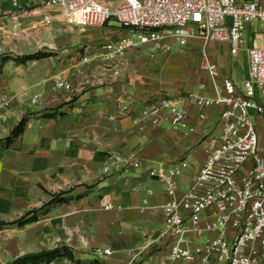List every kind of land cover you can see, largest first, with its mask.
Wrapping results in <instances>:
<instances>
[{
  "label": "crops",
  "instance_id": "obj_1",
  "mask_svg": "<svg viewBox=\"0 0 264 264\" xmlns=\"http://www.w3.org/2000/svg\"><path fill=\"white\" fill-rule=\"evenodd\" d=\"M115 23L72 26L57 7L1 0L0 94L11 103L0 124V264L56 248L59 256L39 264H158L169 250L165 184L150 170L178 165L179 192L189 187L221 127L220 108H202L193 96L218 94L222 78H232L233 56L228 42L196 38L154 56L128 49L104 61L102 45L129 32ZM252 23L247 49L264 43ZM209 62L219 78L207 71ZM56 75L72 88L54 89ZM163 95L186 111L187 128L174 130L166 109L156 123L142 116ZM23 118L24 130L7 144ZM106 248L110 254L100 251Z\"/></svg>",
  "mask_w": 264,
  "mask_h": 264
},
{
  "label": "built area",
  "instance_id": "obj_2",
  "mask_svg": "<svg viewBox=\"0 0 264 264\" xmlns=\"http://www.w3.org/2000/svg\"><path fill=\"white\" fill-rule=\"evenodd\" d=\"M29 1L57 7L72 26L115 20L127 28V35L102 45L104 61L121 58L128 49L154 56L196 38L228 42L235 56L254 21L264 40V0H121L114 6L101 0ZM44 22L49 24L51 16L46 14ZM248 59V77L241 86L226 76L218 94L193 96L202 108H220L221 127L209 139L208 155L189 187L179 192L178 165L150 170L164 182L168 198L161 208L169 250L158 264H264V43H254ZM205 67L213 78L220 77L216 63ZM52 81L54 89L72 88L60 75ZM10 103L9 95L0 94V124L9 118ZM161 109L168 110L174 130L187 128L186 111L167 95L149 102L141 114L156 123ZM101 202L105 209L112 207L105 198ZM100 251L111 253L108 248Z\"/></svg>",
  "mask_w": 264,
  "mask_h": 264
},
{
  "label": "trees",
  "instance_id": "obj_3",
  "mask_svg": "<svg viewBox=\"0 0 264 264\" xmlns=\"http://www.w3.org/2000/svg\"><path fill=\"white\" fill-rule=\"evenodd\" d=\"M39 56L40 54L30 55V56L24 57L22 60L31 59V58L39 57ZM25 125H26V118H23L13 130L12 135L6 140L7 141L6 143L10 144L11 141L14 138H16L24 130ZM34 219H35V216L24 217L18 220V224L21 225L24 223H28L30 221H33ZM59 255H60V249L56 248L53 250H46V251H40L37 253L26 254V255L13 259L7 264H39L43 262H49Z\"/></svg>",
  "mask_w": 264,
  "mask_h": 264
},
{
  "label": "rangeland",
  "instance_id": "obj_4",
  "mask_svg": "<svg viewBox=\"0 0 264 264\" xmlns=\"http://www.w3.org/2000/svg\"><path fill=\"white\" fill-rule=\"evenodd\" d=\"M115 24L118 27H121V25L118 22H116ZM257 24H258V22L254 21L252 23V28L257 29ZM250 34H249V32L245 33L244 42L242 43L238 54L233 56V57H231L232 58L231 77H232L233 81L235 82V84L238 85V86H241L243 84L244 79L248 75V73H247V61L249 59H248V52H247L248 49L247 48L249 46H251V44H252V38H251ZM179 46H180L179 44H174L173 45L174 48H177ZM191 61H192V64L193 63L194 64L197 63V65H199L202 60H201L200 57H192ZM163 93H165V91ZM214 134H216V133H214Z\"/></svg>",
  "mask_w": 264,
  "mask_h": 264
}]
</instances>
